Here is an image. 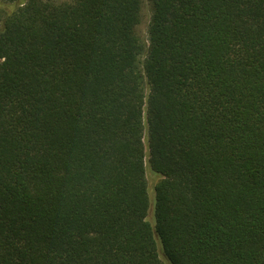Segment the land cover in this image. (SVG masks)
<instances>
[{"label": "trees", "instance_id": "trees-1", "mask_svg": "<svg viewBox=\"0 0 264 264\" xmlns=\"http://www.w3.org/2000/svg\"><path fill=\"white\" fill-rule=\"evenodd\" d=\"M148 1L0 0V264H264V0Z\"/></svg>", "mask_w": 264, "mask_h": 264}, {"label": "rangeland", "instance_id": "rangeland-1", "mask_svg": "<svg viewBox=\"0 0 264 264\" xmlns=\"http://www.w3.org/2000/svg\"><path fill=\"white\" fill-rule=\"evenodd\" d=\"M150 14H151L150 3L148 0H144L143 8L141 11V21H140V24L138 25V30L143 34L146 32ZM147 177H148V182L151 188L153 187L154 183L159 179V177L151 173L149 169H147Z\"/></svg>", "mask_w": 264, "mask_h": 264}]
</instances>
